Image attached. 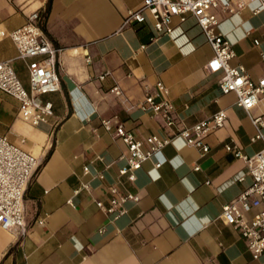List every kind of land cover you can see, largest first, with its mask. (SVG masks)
I'll return each mask as SVG.
<instances>
[{
  "label": "crops",
  "instance_id": "0c3cea01",
  "mask_svg": "<svg viewBox=\"0 0 264 264\" xmlns=\"http://www.w3.org/2000/svg\"><path fill=\"white\" fill-rule=\"evenodd\" d=\"M48 1L0 0V27L15 29L38 10L44 33L61 49L60 89L43 96L53 104L46 122L23 121L17 100L0 91V134L39 158L23 200L27 234L0 228V264H264V254L253 259L240 233L220 217L222 206L251 180L244 160L225 145L252 156L263 143L250 140L254 127L234 93H221L219 75L206 73L212 49L194 19L179 24L175 18L171 34L151 39L150 22L122 24L142 0H50L47 9ZM252 4L240 13L219 12L217 30L235 51L231 63L257 79L264 75V41L255 46L252 39L264 29L254 21L260 13L252 12ZM15 54L8 39L0 40V60ZM13 67L27 86L25 62L15 60ZM105 71L110 74L100 80ZM157 80L169 88L182 126L221 109L227 120L206 137V154L173 136L130 182L118 174L126 145L101 120L117 115L139 138L172 133L160 117L138 108L145 87ZM114 84L121 96L110 92ZM261 111L259 104L251 112ZM83 165L89 174L83 175ZM80 181H88L90 190L74 193ZM112 183L139 197L115 219L95 203L108 204Z\"/></svg>",
  "mask_w": 264,
  "mask_h": 264
},
{
  "label": "built area",
  "instance_id": "2783aa9c",
  "mask_svg": "<svg viewBox=\"0 0 264 264\" xmlns=\"http://www.w3.org/2000/svg\"><path fill=\"white\" fill-rule=\"evenodd\" d=\"M251 3L255 4L252 10L254 14L264 13V0H142L139 7L126 12L122 24L150 22L155 32L151 39H154L157 35L171 34L175 18L182 24L192 17L210 45L212 55L204 66L206 73L219 75L218 88L221 93H234L235 104L245 111L254 127L255 133L250 140H261L263 143L262 148L252 156L242 154L236 145H225L226 150L233 151L236 157L244 160L251 180L236 197L222 206L220 213L222 220L245 240L252 258L259 259L264 254V75L254 79L243 65H233L231 61L235 51L217 30L219 12L240 13ZM250 33L249 30L246 34ZM2 39L12 43L16 54L13 58L0 60V91L17 100L18 112L23 121L32 125L46 122L53 114V104L43 99V96L60 89L56 62L61 49L55 47L44 33L38 10L30 12L25 23L15 29L0 27ZM263 41L264 32L252 39L255 46ZM260 58L264 60V51L260 52ZM15 60H22L26 64L27 86L15 72ZM109 74V71H105L98 78L104 80ZM110 92L116 96L123 94L117 84L110 87ZM259 104L262 105V111L253 114L252 109ZM138 108L151 116L160 117L162 126L171 129L172 133H154L139 138L117 115L101 120L104 130L126 145L127 153L123 157L125 164L118 169V174L130 182L136 179V171L143 163L168 145L173 136L181 137L187 145L195 147L200 155L206 154L209 151L206 137L227 120L226 111L221 109L191 126H182L169 96V88L161 80H157L152 88L145 87V95ZM38 166V157L0 134V228L20 237L28 231L23 205L25 191ZM154 166L159 167L160 163ZM198 168L195 167L196 170ZM82 173L89 174L90 167L83 165ZM95 175L103 178L102 173L96 172ZM239 180H243V176ZM90 188L88 181H80L74 193L89 191ZM108 191L106 206L100 200H95V203L106 214L112 215L113 219L127 211L125 204L128 201L137 202L139 199L135 193L121 191L114 183L108 186ZM67 203L73 205L71 199ZM42 222V219L37 220L39 224Z\"/></svg>",
  "mask_w": 264,
  "mask_h": 264
},
{
  "label": "rangeland",
  "instance_id": "374dc122",
  "mask_svg": "<svg viewBox=\"0 0 264 264\" xmlns=\"http://www.w3.org/2000/svg\"><path fill=\"white\" fill-rule=\"evenodd\" d=\"M255 4L253 3L252 6ZM256 25H260V29H264V13H260L255 19H254Z\"/></svg>",
  "mask_w": 264,
  "mask_h": 264
},
{
  "label": "trees",
  "instance_id": "16d2710c",
  "mask_svg": "<svg viewBox=\"0 0 264 264\" xmlns=\"http://www.w3.org/2000/svg\"><path fill=\"white\" fill-rule=\"evenodd\" d=\"M49 5H50V0L48 1V4H47V9L49 8ZM42 29H43V27H42Z\"/></svg>",
  "mask_w": 264,
  "mask_h": 264
}]
</instances>
